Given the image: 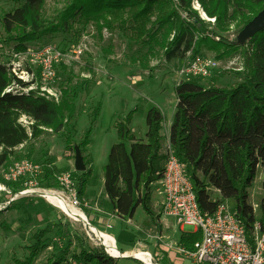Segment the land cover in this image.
Instances as JSON below:
<instances>
[{
  "label": "trees",
  "instance_id": "16d2710c",
  "mask_svg": "<svg viewBox=\"0 0 264 264\" xmlns=\"http://www.w3.org/2000/svg\"><path fill=\"white\" fill-rule=\"evenodd\" d=\"M20 6L3 16L6 43L17 52L25 51L31 42L55 34L81 36L87 25L131 31L136 44L153 53L156 45L162 47L168 59L183 58L193 49L213 52L218 59L242 53L244 80L232 87L205 86L197 80L177 85V105L170 129L171 148L178 160L186 166L194 185L196 199L203 214L216 211L221 200H213L210 189L215 188L222 199L236 200V215L251 238L255 224L254 207L249 202V189L257 177L259 165L264 167V30L256 33L245 45L222 35L233 24L240 29L264 9V0H69L54 20L43 16L46 0H13ZM198 2L210 18H215L213 30L202 34L199 26L205 20L194 8ZM182 11L189 19L182 17ZM196 36L198 37L196 39ZM148 65L147 54L141 56ZM64 68L66 66H63ZM13 83L28 84L11 74L0 62V168H8L12 158L19 159L17 149L39 137L45 130L65 132L66 150L75 153L79 146L87 165L85 153L90 144L91 129L76 144V89L62 88V97L56 102L39 90L8 91ZM99 113L95 111L94 122ZM131 112L125 121L116 124L119 141L115 143L104 166L105 191L113 210L122 219H130L142 206L153 223H159L162 210L156 213L152 205L151 189L161 179L168 154L162 152L164 115L153 107L147 115L146 141L138 140L129 127ZM26 116L33 123L24 125ZM45 188L60 185L58 177L42 156ZM92 170L81 172L74 182L76 196L85 206L84 195ZM40 179V180H41ZM3 178L0 177V182ZM14 192L16 187L12 186ZM264 221V200L261 204ZM1 213V211H0ZM50 226L39 230L35 242L28 247L29 256L14 259L12 264H34L46 249L45 236ZM200 233H186L179 239L181 247L193 249ZM73 242L67 240L53 252L45 264H120L119 257L111 256L104 247H82L71 256Z\"/></svg>",
  "mask_w": 264,
  "mask_h": 264
},
{
  "label": "rangeland",
  "instance_id": "374dc122",
  "mask_svg": "<svg viewBox=\"0 0 264 264\" xmlns=\"http://www.w3.org/2000/svg\"><path fill=\"white\" fill-rule=\"evenodd\" d=\"M68 3L69 0H46L43 16L47 20H54ZM19 6L20 3L13 0H0L1 59L8 58L12 50L5 41L7 34L3 25V16ZM193 6L205 20V25L199 26L200 32L205 34L208 30H213L215 18L208 17L196 2ZM241 29L233 24L231 29L223 32L222 35L232 42ZM44 45L59 48L81 46L83 52L78 61L58 67L53 88L55 92H61L64 87L76 89V114L72 121L76 127V144L91 129L90 144L86 148L85 156L86 170L91 169L92 175L84 195L90 207L89 205L81 206V208L76 206L71 193L62 190L60 185L53 190L62 192L68 202L87 213L91 222L95 223L93 220L95 219L101 225L99 228L113 235L119 250H135L134 253L141 250L150 252L153 255L154 264H194L189 257L179 251L181 247L179 239L186 234L184 226L162 216L159 221L161 228H159L142 206L136 209L132 218L127 220L120 218L113 213V206L104 184V166L112 146L119 141L116 124L119 121H125L131 112L134 111L129 127L137 135L138 140H143L146 136L148 128L146 115L153 107L159 109L164 115L163 137L167 139L169 136L177 105L176 87L182 81L179 79L181 58L168 59L164 49L159 45H156L153 53H147V48L133 42L131 31L121 29L112 31L104 28L100 32L94 23L87 25L80 37L60 33L31 42L28 47L37 48ZM201 53L214 57L220 63V68L212 72L209 77L193 80L205 86L218 87H232L244 80L242 53L226 59H218L207 49H203ZM145 54L149 57L147 66L144 65L145 63L142 65L140 61L134 62ZM96 109H99V113L93 124ZM20 121L29 126L26 116H22ZM65 138V132L56 133L47 129L36 139L20 146L17 149L20 158H12L9 165L21 159L42 163L43 156L49 160L48 164L57 177L69 173L75 182L81 175V171L75 169V153L66 150ZM168 150L169 147L165 142L162 145V152L168 154ZM5 169L6 167L0 168V177ZM263 174L264 167L259 165L257 177L249 189V202L254 207L255 220H259L262 216ZM40 183L45 181L41 179ZM161 191L162 182L159 179L153 183L151 189L152 205L156 213L162 210ZM210 194L213 200H222L220 192L215 188L210 189ZM10 196L1 194L0 199ZM225 202L229 209L235 211V199L228 198ZM102 210L112 217L105 216L107 213L103 215ZM107 223L110 227L105 229ZM47 226H50V231L45 236L46 249L37 257L34 264H45L48 257L69 239L73 242L71 256L78 254L82 247H102L89 225L68 217L43 195L35 194L22 197L1 211L0 264H12L14 259L22 260L28 257V247L35 242L34 236ZM71 262L78 264L72 259ZM119 262L120 264H144L134 256L119 258Z\"/></svg>",
  "mask_w": 264,
  "mask_h": 264
},
{
  "label": "built area",
  "instance_id": "2783aa9c",
  "mask_svg": "<svg viewBox=\"0 0 264 264\" xmlns=\"http://www.w3.org/2000/svg\"><path fill=\"white\" fill-rule=\"evenodd\" d=\"M181 13L183 18L190 20L187 12L182 11ZM82 52L81 46L72 48H59L52 45L37 48L29 46L27 50L20 52L12 49L9 57L0 58V62H4L13 76L28 85L21 87L13 83L7 90L22 89L28 92L39 88L42 95L59 102L62 92H55L53 88L57 78V69L62 65H70L78 61ZM218 68H220V63L214 57L203 53L194 54L191 49L185 57L181 58L179 79L182 81L179 83L194 78L209 77ZM32 123L30 120L27 122L28 125ZM168 147V159L161 176L162 216L175 220L180 226L194 227L200 233V238L194 243L193 249L179 247V251L189 257L194 264H264V221L262 216L259 220H255L252 235L249 238L236 211L227 207L225 199L220 201L214 213L203 214L196 199L194 185L188 177L186 166L175 156L171 143L168 144ZM43 174V164L30 159L18 160L3 170L0 195L11 196L0 199V211L7 209L22 197L41 194L48 201L50 193L56 192L63 195L62 192L53 190L54 188H45L39 184V179ZM58 180L62 190L69 191L74 204L81 208L82 204L76 196L72 175L64 173L58 176ZM12 186L17 188V192L13 191ZM69 204L74 206L70 202ZM82 212L87 219L85 212ZM86 225L91 227L88 219ZM103 232H108L100 231L105 238L106 234ZM97 237L100 240V245L115 257L112 253L113 247H110L103 237L98 235ZM139 253L141 252H133L127 256H134L142 261L137 256ZM144 254L153 260V255L150 252L145 251Z\"/></svg>",
  "mask_w": 264,
  "mask_h": 264
},
{
  "label": "bare ground",
  "instance_id": "6f19581e",
  "mask_svg": "<svg viewBox=\"0 0 264 264\" xmlns=\"http://www.w3.org/2000/svg\"><path fill=\"white\" fill-rule=\"evenodd\" d=\"M201 13L206 16L203 11H201ZM48 201L50 203H52L53 205L57 206L61 211H63L68 217L74 219L75 221H80L83 222L84 224H87V219L85 217V215L83 214V212L81 210H79L78 208L71 206L69 204V202L66 200V198L61 195L60 193H50L48 195ZM90 230L95 233V235H98L100 237H103V239L106 241L107 244L110 245V247L112 246V253L115 257H125L127 255H129L128 252H122L118 249V246L116 245V241L115 238L113 237V235H111L110 233H104V235L102 236V234L100 233V230H98L95 226H91ZM141 252L139 253L137 256L145 263V264H154L152 260V258L150 257H146V255L144 254L145 251H138ZM136 252V253H138Z\"/></svg>",
  "mask_w": 264,
  "mask_h": 264
},
{
  "label": "water",
  "instance_id": "95a60500",
  "mask_svg": "<svg viewBox=\"0 0 264 264\" xmlns=\"http://www.w3.org/2000/svg\"><path fill=\"white\" fill-rule=\"evenodd\" d=\"M206 14V13H205ZM264 30V9L261 10L250 22H248L239 32L235 38V42L239 46H243L246 42L252 38L256 33ZM75 169L77 171H86V164L84 161V155L81 152L79 146H76L75 152ZM264 178V174L262 175Z\"/></svg>",
  "mask_w": 264,
  "mask_h": 264
},
{
  "label": "crops",
  "instance_id": "0c3cea01",
  "mask_svg": "<svg viewBox=\"0 0 264 264\" xmlns=\"http://www.w3.org/2000/svg\"><path fill=\"white\" fill-rule=\"evenodd\" d=\"M177 102H178V99H177ZM175 112H176V109H175ZM175 114V113H174ZM174 120V119H173ZM171 123H173V121L171 122ZM147 131H148V128H147ZM147 131H146V134H147ZM162 135H164V133H163V129H162ZM137 136V135H136ZM143 141H146V136L144 137V139H143ZM166 142V144L168 145L169 143H170V132H169V136L167 137V139H163V141H162V145L164 144ZM90 167V166H89ZM85 205L86 206H88L89 205V201L88 200H86L85 201ZM88 207H90V205L88 206ZM87 207V208H88ZM98 209V208H97ZM99 211H100V209H98ZM104 213H107L105 210H102V214L104 215ZM115 215H117L115 212H113ZM85 214H86V216H87V219H88V222H89V224L91 225V226H95L98 230H100V231H106V230H102V228H99V226H101L95 219H93L94 220V222L95 223H93V222H91L90 221V219H89V216L87 215V213L85 212ZM105 216H111L112 217V215H110L109 213H107V215H105ZM109 226V224L107 223L106 225H105V229L107 228ZM184 231L186 232V233H195V232H197V230H196V228H194V227H184ZM108 232V231H107ZM120 251H122V252H128L129 254H132L134 251H132V250H120ZM126 257H128V256H125V257H119V258H126Z\"/></svg>",
  "mask_w": 264,
  "mask_h": 264
}]
</instances>
